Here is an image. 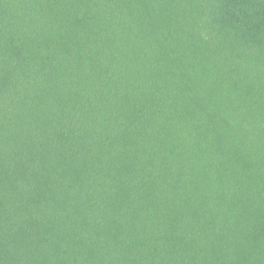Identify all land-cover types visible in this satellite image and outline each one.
Segmentation results:
<instances>
[{
	"label": "trees",
	"instance_id": "1",
	"mask_svg": "<svg viewBox=\"0 0 264 264\" xmlns=\"http://www.w3.org/2000/svg\"><path fill=\"white\" fill-rule=\"evenodd\" d=\"M0 264H264V0H0Z\"/></svg>",
	"mask_w": 264,
	"mask_h": 264
}]
</instances>
